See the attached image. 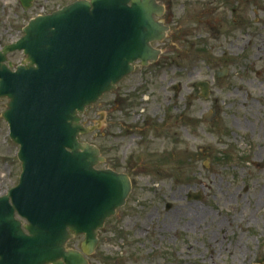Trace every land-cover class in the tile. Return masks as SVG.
Instances as JSON below:
<instances>
[{
	"label": "rangeland",
	"instance_id": "rangeland-1",
	"mask_svg": "<svg viewBox=\"0 0 264 264\" xmlns=\"http://www.w3.org/2000/svg\"><path fill=\"white\" fill-rule=\"evenodd\" d=\"M78 0H0V50L32 19ZM171 28L157 63L83 115L133 191L89 264H264V0H158ZM13 66L25 55L11 54ZM227 73L219 77V72ZM208 82L203 97L197 83ZM0 103V195L18 185L19 147ZM217 119L205 121L208 111ZM202 196L201 200L190 199ZM84 236L69 241L81 251Z\"/></svg>",
	"mask_w": 264,
	"mask_h": 264
},
{
	"label": "water",
	"instance_id": "water-1",
	"mask_svg": "<svg viewBox=\"0 0 264 264\" xmlns=\"http://www.w3.org/2000/svg\"><path fill=\"white\" fill-rule=\"evenodd\" d=\"M34 1L21 0L26 9ZM164 13L157 0H80L32 19L24 37L0 51L3 119L23 167L19 184L0 197V264H89L133 185L129 175L99 168L102 152L80 136L104 119L87 127L82 115L136 63L158 62L153 44L170 31L156 20ZM16 51L27 60L13 70L8 55ZM197 86L207 98L209 83ZM81 235L82 251L67 249Z\"/></svg>",
	"mask_w": 264,
	"mask_h": 264
},
{
	"label": "flooded vegetation",
	"instance_id": "flooded-vegetation-1",
	"mask_svg": "<svg viewBox=\"0 0 264 264\" xmlns=\"http://www.w3.org/2000/svg\"><path fill=\"white\" fill-rule=\"evenodd\" d=\"M158 2H159V1H158ZM165 9H166V8H165ZM45 14H48V13H45ZM163 22H164V21H163ZM164 24H165V22H164ZM165 25H166V24H165ZM168 27H169V26H168ZM140 65L143 66L141 63H140ZM137 67H138V66H136V68H137ZM226 73H227V71H225V74H226ZM225 74H224V75H225ZM224 75H223V76H224ZM3 101H7V99H3L2 102H3ZM209 114H210V115L215 114V115L212 116L210 120H206V119H205V121H206V123H208V125L214 123V122L216 121V119H217V118H216V117H217L216 110L209 111ZM0 196H3V195H0Z\"/></svg>",
	"mask_w": 264,
	"mask_h": 264
}]
</instances>
